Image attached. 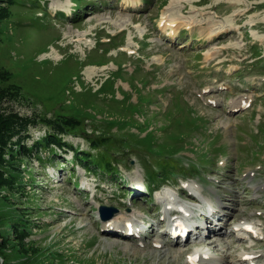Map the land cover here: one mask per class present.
Segmentation results:
<instances>
[{
	"label": "rangeland",
	"instance_id": "374dc122",
	"mask_svg": "<svg viewBox=\"0 0 264 264\" xmlns=\"http://www.w3.org/2000/svg\"><path fill=\"white\" fill-rule=\"evenodd\" d=\"M169 1L174 14L192 20L189 28L170 31L159 24ZM87 2L3 5L0 73L10 79L0 75V85L19 94L0 100V110L30 120L20 132L28 136V154L15 155L22 158L16 165L23 189L7 190L0 200V216L9 222L29 219L23 241L30 242L13 247L18 237L1 225L7 264H29L32 247H42L38 264H193L187 255L196 250L223 258L217 264H238L242 250L230 251L226 243L241 245L264 264V0ZM208 26L211 32L203 30ZM226 26L235 28L207 39ZM88 66L95 71L86 73ZM238 100L245 102L230 109ZM61 119L84 120L83 129L61 134L81 155L98 157L103 147L94 150L88 140L98 135L139 146L110 149L115 175L102 167L95 168L101 175L86 173L68 146L35 148L49 131L45 123ZM194 181L201 190L195 201L185 199ZM179 189L187 205L208 194L219 201L221 233L214 224L209 236L197 230L200 238L186 245L169 238L162 200L176 198ZM99 206L115 209L110 219L134 217L142 228L132 235L124 226L106 225ZM235 218L252 221L258 237L236 240Z\"/></svg>",
	"mask_w": 264,
	"mask_h": 264
},
{
	"label": "trees",
	"instance_id": "16d2710c",
	"mask_svg": "<svg viewBox=\"0 0 264 264\" xmlns=\"http://www.w3.org/2000/svg\"><path fill=\"white\" fill-rule=\"evenodd\" d=\"M88 0H86V3L88 4L89 2H87ZM81 4H82V0H80ZM16 4V0H0V20L2 19L3 21L5 20V18L8 15V12H6L7 10L5 9L4 6L10 8L11 6H14ZM4 5V6H3ZM5 22V21H4ZM1 76H4V81H9L10 79V75H8V72L3 71L0 73ZM9 76V77H8ZM4 83L2 81H0V84ZM104 84V83H103ZM101 89H103V85H101ZM113 93V92H111ZM19 94V91L17 89V91H15V89H6L4 88V85H0V100H2L3 98L7 97L9 98L10 95H13V97L15 95ZM130 106V104H129ZM15 122H19L21 123L20 126L16 127ZM116 121H114L113 123H111L112 125L115 126ZM30 124V120L27 119H22L19 120L16 116H12V114L9 115H5L4 111L0 110V200H5L6 196L8 195H2L1 193L10 190L9 193L12 192V189H23L22 186V177H21V170L20 168L17 167V162H19L20 160H22V158H15V155H19V154H28L29 151V147L27 148V146L24 144V140L26 137H28L27 135H20L21 129L25 127V125ZM175 125H178V123H180L179 120L174 121ZM46 126L49 127V131L46 134V137L39 139L38 141H36L35 143V148L36 149H42V148H48L49 150H51L52 152H54V148H59V147H63V146H68V148L72 151V157L78 161L81 162L80 164L82 165L81 167L86 171V172H93V174L97 173V175H99V171L100 170H95V168H105L106 170L109 171H105L104 173L106 175L110 174V176L115 175L113 171L114 167V161L113 160H117V158L114 157L113 160L109 159L108 157V152L110 151V149H115V148H120L121 146L125 145L128 147H138V142H129L127 141V139L125 137H121V138H110V137H105V136H96V137H91L89 140V145L92 149L94 150H100L103 147V150L101 151V153H99L97 158H91L90 154H84L81 155V153H79V151H76L75 149H73L71 147V145H67V143H65L62 139L61 134H65L70 132L73 128L76 129H83L84 126V120H79V119H71V120H55V122L50 123L47 122L45 123ZM52 127V128H50ZM127 127V125H126ZM15 136H17V138L13 141L12 146L8 144V141L12 138H14ZM178 140L180 141L181 139H179L181 136V134H178ZM132 135H130V139H131ZM53 144L52 147H50V145ZM180 143H178L175 146V149H178L180 147ZM175 149H170L169 152L171 153H166L165 156H167V154L171 155L173 153V151ZM9 153L8 159H5V153ZM54 154L51 156V159L53 158ZM168 159V158H166ZM158 171H163L158 170ZM102 174V173H101ZM100 174V175H101ZM153 182V181H151ZM20 185L22 187H20ZM119 185V183L117 184ZM26 209H28V203L25 206ZM27 216V215H26ZM25 217V216H24ZM9 218V216H0V226L6 224L7 227H10L11 230L13 231L14 235L16 237H18L17 240L13 241L11 244L13 247L17 246L19 243L26 247L27 244L30 242H25L23 241L24 238L28 235L27 233V228L26 226L28 225L29 219H27V217L23 218V216L17 217L18 221L17 222H9L7 219ZM11 221V220H10ZM22 226V230H20V227ZM4 243L6 242L5 239L0 238ZM5 247L2 244V247H0V259L3 260V262H0V264H7V256L4 252ZM31 250H33V254L32 257H30L31 261L29 262V264H38V260L37 258L39 257V255L41 254L42 251V247L38 248V247H32L29 248Z\"/></svg>",
	"mask_w": 264,
	"mask_h": 264
},
{
	"label": "bare ground",
	"instance_id": "6f19581e",
	"mask_svg": "<svg viewBox=\"0 0 264 264\" xmlns=\"http://www.w3.org/2000/svg\"><path fill=\"white\" fill-rule=\"evenodd\" d=\"M137 1L139 2L140 0H137ZM227 1H231L232 2L231 4H235V3H239L238 1H240V0H227ZM138 2H136L135 5H138ZM173 5H174V1H169L168 2V5H167L168 7L165 9V11L160 16L159 24L161 26H164L165 28L170 29V31H173V30L175 31L179 27L189 28L191 23H192V20L190 18H183V17H179L176 14H174ZM62 11L66 12V13H69L71 10H70V8H65L64 10L62 9ZM228 22L230 24H232L231 23L232 21L228 20ZM234 28H235L234 26H228V27L226 26V27L222 28V30H219L217 32H213V33L207 35V39H211L213 37H216V36H218L219 33L227 32V31L232 30ZM203 30L204 31H208V32L212 31V30H210L209 26L208 27H204ZM171 35H173V34H171ZM44 55H46V54H44ZM84 70H85L86 73H90V74L95 71L94 67H92V66H88ZM244 102L245 101L238 100L237 102H234V104H237L236 106L231 105L229 107H230V109H237V108L241 107V105ZM191 190L193 192H195V193H197V192L199 193L200 190H201V186L197 185V183H193L191 185ZM209 197H210L209 199L208 198H200L199 199V202H202V205L200 207H202V209H204L205 211L208 210L209 208L211 209V211L213 209L216 210L218 208V206L220 205L219 201L213 196H209ZM190 199H192V201L196 200L193 197H190ZM210 201H212V202H210ZM214 202H216V203H214ZM207 204H211V205L206 206ZM189 210H191V209H189ZM218 210H219V208H218ZM169 211H170V209H169ZM212 214H213V212H211V215ZM241 221L247 222L248 225L242 222L241 223L242 224V229H240L241 230L240 232L242 233L243 226H244V228L246 230H248L247 227H250L251 230H249V232L252 233L255 236L254 238H257L259 233L256 230V225L252 221L240 220V218L239 219L235 218V223L233 225V228H235V227L239 228ZM163 222H165V221H163ZM111 223L114 224L117 227H119V225L122 226V227L124 226L126 228L125 231H128V229H133V228L139 229V226L137 225L138 221L134 217L130 218V217H126L124 215H120V216L114 217L113 219H110L109 221H106V225H109V224L111 225ZM233 228L231 229V232H232V235L236 238V240L237 239L238 240H244L247 237H250V235H246L245 233H243V236L240 233L239 234L237 232L235 233L233 231ZM167 229H168V227L166 228V230ZM109 231H112V230H109ZM184 232H186V229L184 230ZM154 244H155L154 245L155 248H158V249L164 248V245H162L158 241H154ZM194 245H197V243L193 244V246ZM228 245L230 246L229 249H228L230 251H232L233 248H234V250H240V249L242 250L240 252V254H239V258L238 259L236 258L234 263H238V264H256L255 258H257V256L255 254L249 253L247 250H244L243 248H241V245H235V244L234 245L233 244L230 245L229 243H226V247ZM134 249H137V248L134 247ZM225 255L226 256L227 255L228 256H232L230 252H227ZM211 258L212 257L209 256V253H206V252H204L202 250H196L195 252L187 255V261L190 262V263H193V264H217V263H221V260L223 259L221 257L220 258L218 257L216 259L212 258V260L210 262H208V260H210Z\"/></svg>",
	"mask_w": 264,
	"mask_h": 264
},
{
	"label": "water",
	"instance_id": "95a60500",
	"mask_svg": "<svg viewBox=\"0 0 264 264\" xmlns=\"http://www.w3.org/2000/svg\"><path fill=\"white\" fill-rule=\"evenodd\" d=\"M114 212H115V209L112 207H105V206L99 207V214H100V218L102 221H105L111 218Z\"/></svg>",
	"mask_w": 264,
	"mask_h": 264
}]
</instances>
